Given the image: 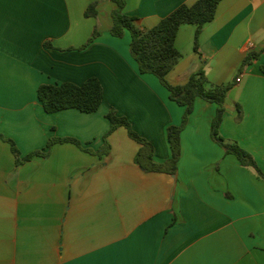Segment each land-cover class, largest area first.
I'll return each instance as SVG.
<instances>
[{
	"label": "crops",
	"instance_id": "1",
	"mask_svg": "<svg viewBox=\"0 0 264 264\" xmlns=\"http://www.w3.org/2000/svg\"><path fill=\"white\" fill-rule=\"evenodd\" d=\"M195 1L125 0L124 12L150 28ZM93 2L97 14L86 17ZM114 7L111 0H0V135L21 156L51 137L80 143L57 142L46 156L18 163L0 137V264H264V179L211 139L215 104L195 101L175 173L138 165L139 144L123 127L107 136L108 153L96 154L114 108L163 162L166 128L184 111L155 76L138 72L129 33H109ZM95 28L99 35L82 48ZM195 30L178 29L182 56L167 80L183 84L202 68L211 86L230 84L219 133L264 174V0H221L197 52ZM89 77L103 88L95 112L44 111L39 85Z\"/></svg>",
	"mask_w": 264,
	"mask_h": 264
},
{
	"label": "trees",
	"instance_id": "2",
	"mask_svg": "<svg viewBox=\"0 0 264 264\" xmlns=\"http://www.w3.org/2000/svg\"><path fill=\"white\" fill-rule=\"evenodd\" d=\"M115 7L111 11L112 25L109 33L113 37L121 38L126 32L130 35L129 54L136 62L140 74L155 76L159 83L168 91L169 99L184 108L179 125H169L166 128L167 142L170 148V157L163 162L153 159V145L141 137L131 126L126 117L118 116L115 109L111 108L106 114L109 121V130L104 135V146L96 152L98 155L107 154L109 144L107 136L119 127L125 128L130 139L139 144L134 161L146 171L175 173L181 157V132L188 117L193 111L197 99L216 105L215 114L210 124V137L219 145L225 154L234 155L242 166L252 167L258 176L264 179V174L259 169L252 155L239 146L236 142L228 141L219 133V127L225 111V97L231 85H210L202 68L191 74L183 84L173 85L167 80L168 73L181 59V53L175 46L177 31L181 25L193 24L196 26L193 49L198 51L197 38L201 28L213 20L218 3L221 0H196L190 5L181 4L168 15L161 18L150 28H139L137 18L124 12L125 0H111ZM96 2L90 3L84 11L86 17H95L97 14ZM97 28L93 30L84 48L97 36ZM256 54H249L242 62L241 68L248 65ZM37 98L47 113L74 108L84 113L95 112L103 100V88L96 77H89L81 84L63 82L60 84H41L37 88ZM2 139L9 143L11 152L18 163L28 161L35 156H46L53 144L70 141L80 147L77 140L71 138H49L46 146L41 150L33 151L21 156L15 143L11 139ZM92 152L91 150H87Z\"/></svg>",
	"mask_w": 264,
	"mask_h": 264
},
{
	"label": "built area",
	"instance_id": "3",
	"mask_svg": "<svg viewBox=\"0 0 264 264\" xmlns=\"http://www.w3.org/2000/svg\"><path fill=\"white\" fill-rule=\"evenodd\" d=\"M239 80H240L239 78L236 79V81H239Z\"/></svg>",
	"mask_w": 264,
	"mask_h": 264
}]
</instances>
